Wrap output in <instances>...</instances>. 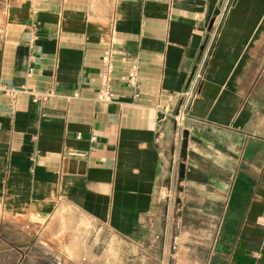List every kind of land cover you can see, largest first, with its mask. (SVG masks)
I'll use <instances>...</instances> for the list:
<instances>
[{
  "label": "crops",
  "instance_id": "0c3cea01",
  "mask_svg": "<svg viewBox=\"0 0 264 264\" xmlns=\"http://www.w3.org/2000/svg\"><path fill=\"white\" fill-rule=\"evenodd\" d=\"M214 209L228 230L203 264H264V0H0V235L18 259L70 219L143 245Z\"/></svg>",
  "mask_w": 264,
  "mask_h": 264
},
{
  "label": "rangeland",
  "instance_id": "374dc122",
  "mask_svg": "<svg viewBox=\"0 0 264 264\" xmlns=\"http://www.w3.org/2000/svg\"><path fill=\"white\" fill-rule=\"evenodd\" d=\"M165 214L167 216L168 212ZM220 214L221 211L215 209L183 211L181 226L174 221L169 230L166 228L163 232L165 240L161 236L152 237L143 245L126 242L105 229L93 230L90 224L79 219H70L67 225H57L52 235L42 233L38 240L22 238L20 242H26L20 246L21 260L18 253L14 254L13 248L3 242L12 237V232L7 231L6 237L0 235V264H33L35 261L37 264H203L210 238L215 240V236L228 230L226 219L223 225L220 223ZM169 233L172 236L168 240ZM178 236H181L180 241H177ZM217 246L214 241L212 249ZM178 248L182 251L180 259L174 256Z\"/></svg>",
  "mask_w": 264,
  "mask_h": 264
},
{
  "label": "built area",
  "instance_id": "2783aa9c",
  "mask_svg": "<svg viewBox=\"0 0 264 264\" xmlns=\"http://www.w3.org/2000/svg\"><path fill=\"white\" fill-rule=\"evenodd\" d=\"M211 45V44H210ZM211 47V46H210ZM208 55V52L206 53V57ZM103 62L105 64L102 72H101V85H100V89H99V93H98V98L100 100H105V101H111L115 98V93L112 90L111 87V76H110V72L112 70V63H111V55L109 53V51H106L105 54L103 55ZM124 80H127L131 85H137V79H138V68L137 66H133L130 68V70L127 72V74L122 75L121 77ZM49 94L45 93V95H43V99L48 98ZM190 96V93H188V97ZM177 120L181 121L182 120V116L181 115H177Z\"/></svg>",
  "mask_w": 264,
  "mask_h": 264
}]
</instances>
